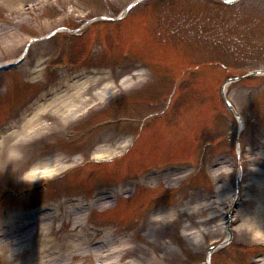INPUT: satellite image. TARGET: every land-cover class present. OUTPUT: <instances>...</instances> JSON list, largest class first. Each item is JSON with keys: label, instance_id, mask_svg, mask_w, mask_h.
Segmentation results:
<instances>
[{"label": "rangeland", "instance_id": "rangeland-1", "mask_svg": "<svg viewBox=\"0 0 264 264\" xmlns=\"http://www.w3.org/2000/svg\"><path fill=\"white\" fill-rule=\"evenodd\" d=\"M133 1L0 0V63L17 60L27 49L19 68L0 73V191L29 189L80 167L77 174L51 181L45 195H28L17 204L2 199L0 264H207L209 248L224 239L230 218L235 238L212 254L210 264H264L257 258L264 247V76L229 87L227 97L244 119L239 129L217 94L226 76L222 68L202 66L188 74L186 68L174 69L180 56L188 66L201 65L209 42L235 31L245 34L248 51L243 60L229 61V68L241 73L264 69V0L244 1L240 16H208L207 0H170L148 10L143 0L129 11V24L109 27L114 21H97L100 15L118 18ZM85 13L94 14L87 17L97 19L94 25H103L75 39L66 27L87 30L91 23L80 20ZM215 17L220 22L203 37L205 43L202 36L194 41L200 47L165 40L172 38L170 30L187 36L193 20L209 23ZM236 18L243 24L225 32ZM52 31L58 39L27 48L30 38ZM123 50L132 52L130 58L122 57ZM64 55L71 58L69 66L82 67L73 76L62 64ZM57 62L62 68L47 70ZM180 78L186 80L174 101ZM118 116L135 118L130 121L135 125H106L84 140L66 137ZM131 130L139 132V139L125 166L107 171L91 164L96 157L118 156L126 146L124 132ZM203 142L209 143L205 151ZM175 167L183 169L170 171ZM123 177L132 178L118 185ZM101 185L112 187L101 188L106 195L91 202L95 195L90 193ZM43 201L46 211L29 222L18 219L23 209ZM93 202L98 208L93 218L101 222L94 228L87 226ZM9 207L16 211L6 212ZM114 207L122 212L111 211ZM104 208L111 212L101 214ZM133 215L137 221H126ZM116 232H129L131 238L117 241ZM123 248L128 253L118 254Z\"/></svg>", "mask_w": 264, "mask_h": 264}, {"label": "bare ground", "instance_id": "bare-ground-1", "mask_svg": "<svg viewBox=\"0 0 264 264\" xmlns=\"http://www.w3.org/2000/svg\"><path fill=\"white\" fill-rule=\"evenodd\" d=\"M10 21H11V20H10ZM43 104H45V103H42V104H40V105H43ZM49 172H50V170H48V168H46V172H45V174H47V173H48V174H51V172H50V173H49ZM165 213H166V212H165ZM161 215H163V214H156L155 216H156V217H157V216L159 217V216H161ZM118 240L122 241V240H124V237H123V238H119ZM125 247H128V246L126 245ZM127 250H128V248H125V249L123 248V250H122V252H121V255L124 254V252H126ZM123 258H124V255L122 256L121 259H123Z\"/></svg>", "mask_w": 264, "mask_h": 264}]
</instances>
